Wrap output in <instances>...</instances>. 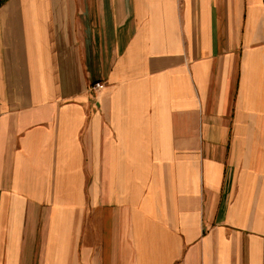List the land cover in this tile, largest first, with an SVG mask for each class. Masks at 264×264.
Masks as SVG:
<instances>
[{"label":"crops","instance_id":"1","mask_svg":"<svg viewBox=\"0 0 264 264\" xmlns=\"http://www.w3.org/2000/svg\"><path fill=\"white\" fill-rule=\"evenodd\" d=\"M0 264H264V0H0Z\"/></svg>","mask_w":264,"mask_h":264},{"label":"built area","instance_id":"2","mask_svg":"<svg viewBox=\"0 0 264 264\" xmlns=\"http://www.w3.org/2000/svg\"><path fill=\"white\" fill-rule=\"evenodd\" d=\"M104 86V84H103V82H101V81H96L95 83H94V88L95 89H100V88H102Z\"/></svg>","mask_w":264,"mask_h":264},{"label":"rangeland","instance_id":"3","mask_svg":"<svg viewBox=\"0 0 264 264\" xmlns=\"http://www.w3.org/2000/svg\"><path fill=\"white\" fill-rule=\"evenodd\" d=\"M101 82H102V81H101ZM92 88L95 89V88H94V83L92 84Z\"/></svg>","mask_w":264,"mask_h":264}]
</instances>
